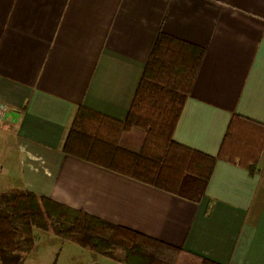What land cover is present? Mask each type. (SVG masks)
I'll list each match as a JSON object with an SVG mask.
<instances>
[{"label":"crops","instance_id":"0c3cea01","mask_svg":"<svg viewBox=\"0 0 264 264\" xmlns=\"http://www.w3.org/2000/svg\"><path fill=\"white\" fill-rule=\"evenodd\" d=\"M159 33L204 48L173 133L217 157L199 201L63 149L79 106L127 117ZM0 102V193L131 228L183 264H264V0H0Z\"/></svg>","mask_w":264,"mask_h":264},{"label":"trees","instance_id":"16d2710c","mask_svg":"<svg viewBox=\"0 0 264 264\" xmlns=\"http://www.w3.org/2000/svg\"><path fill=\"white\" fill-rule=\"evenodd\" d=\"M204 48L159 33L146 63L129 113L119 120L79 106L67 134L65 152L156 188L199 201L216 156L178 143L174 129L191 93ZM230 124L224 146L233 137ZM144 130L138 150L120 144L122 133ZM253 170V164L249 165ZM36 230L77 241L124 264H176L164 253L180 250L163 241L32 191L0 193V264H22L35 245ZM202 264H222L204 258Z\"/></svg>","mask_w":264,"mask_h":264},{"label":"rangeland","instance_id":"374dc122","mask_svg":"<svg viewBox=\"0 0 264 264\" xmlns=\"http://www.w3.org/2000/svg\"><path fill=\"white\" fill-rule=\"evenodd\" d=\"M144 139V130L132 128L127 131L122 145H136ZM7 163V162H6ZM5 165L2 162V165ZM36 241L34 248L28 252L22 264H124L122 252L117 251L115 257H111L87 247L70 239H64L52 231L36 230ZM163 258L176 264H183L179 253H164ZM203 259L199 262L202 264Z\"/></svg>","mask_w":264,"mask_h":264},{"label":"built area","instance_id":"2783aa9c","mask_svg":"<svg viewBox=\"0 0 264 264\" xmlns=\"http://www.w3.org/2000/svg\"><path fill=\"white\" fill-rule=\"evenodd\" d=\"M6 110H7V105L3 102H0V124L2 122V118Z\"/></svg>","mask_w":264,"mask_h":264}]
</instances>
